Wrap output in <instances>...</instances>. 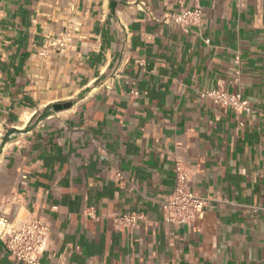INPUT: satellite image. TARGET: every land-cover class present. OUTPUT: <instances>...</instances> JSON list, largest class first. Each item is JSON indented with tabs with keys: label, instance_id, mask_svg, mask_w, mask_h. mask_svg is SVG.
Instances as JSON below:
<instances>
[{
	"label": "crops",
	"instance_id": "obj_1",
	"mask_svg": "<svg viewBox=\"0 0 264 264\" xmlns=\"http://www.w3.org/2000/svg\"><path fill=\"white\" fill-rule=\"evenodd\" d=\"M185 6L197 25L178 0H0V234L48 221L40 264H264V0ZM176 157L210 199L191 224L163 218ZM0 264H23L1 239Z\"/></svg>",
	"mask_w": 264,
	"mask_h": 264
},
{
	"label": "built area",
	"instance_id": "obj_2",
	"mask_svg": "<svg viewBox=\"0 0 264 264\" xmlns=\"http://www.w3.org/2000/svg\"><path fill=\"white\" fill-rule=\"evenodd\" d=\"M190 0H178L181 9L172 16V20L179 25H197L202 16L200 9H188L185 3ZM66 46L63 39H55L44 48L43 55L47 56L53 50H60ZM239 63V57H236ZM239 76V72H237ZM138 95V93H134ZM202 99H210L224 110H232L238 114H251L252 107L242 91L229 93L223 89L207 90L200 93ZM175 185L173 191L164 203L163 218L167 224H191L201 218L211 206L210 199L193 192L191 182L193 170L186 164L182 157H176L174 161ZM142 216L132 213L118 217L114 220L117 227H135ZM0 224L8 225V220L2 218ZM52 234V228L48 221L34 217L24 222L16 229L0 234L11 258L23 264H40V260L46 252Z\"/></svg>",
	"mask_w": 264,
	"mask_h": 264
}]
</instances>
